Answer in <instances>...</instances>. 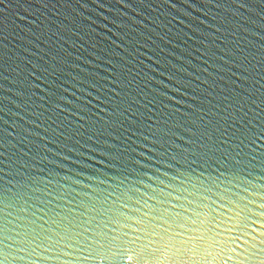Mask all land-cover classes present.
<instances>
[{"label": "water", "instance_id": "water-1", "mask_svg": "<svg viewBox=\"0 0 264 264\" xmlns=\"http://www.w3.org/2000/svg\"><path fill=\"white\" fill-rule=\"evenodd\" d=\"M0 261L264 264V0H0Z\"/></svg>", "mask_w": 264, "mask_h": 264}, {"label": "snow or ice", "instance_id": "snow-or-ice-1", "mask_svg": "<svg viewBox=\"0 0 264 264\" xmlns=\"http://www.w3.org/2000/svg\"><path fill=\"white\" fill-rule=\"evenodd\" d=\"M130 243H135V241H130ZM100 247H101V248H103V247H104L103 243H101V244H100ZM90 255H91V254H90ZM0 264H3V262H2V261H0Z\"/></svg>", "mask_w": 264, "mask_h": 264}]
</instances>
